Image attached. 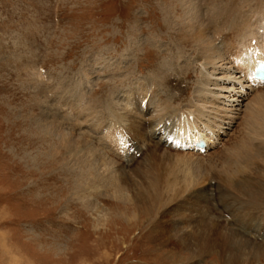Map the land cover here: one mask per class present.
<instances>
[{"label":"rangeland","instance_id":"obj_1","mask_svg":"<svg viewBox=\"0 0 264 264\" xmlns=\"http://www.w3.org/2000/svg\"><path fill=\"white\" fill-rule=\"evenodd\" d=\"M195 1L219 47L264 12V0ZM186 14L180 0H0V264H264V162L234 187L221 159L257 91L200 156L152 137L160 101L174 115L206 86ZM60 132L77 160L59 156ZM89 145L94 174L80 166ZM158 179L162 198L147 201Z\"/></svg>","mask_w":264,"mask_h":264},{"label":"bare ground","instance_id":"obj_2","mask_svg":"<svg viewBox=\"0 0 264 264\" xmlns=\"http://www.w3.org/2000/svg\"><path fill=\"white\" fill-rule=\"evenodd\" d=\"M195 2V0H180L182 7L186 8L187 10V14L182 20L184 22V24L182 25L183 27H181L180 30H186L188 35H190L189 37H193V42H195L194 47L196 46L195 50L199 52V57L203 58L204 63L207 65V67H209V70L206 69V71L208 70L209 73L205 72V74H202L201 77L203 78V83L206 86L202 85L201 88H198V96H195L193 98V108L189 110L180 108L179 112L177 110L173 113L174 115H172V112L169 110L171 108L170 105L172 101H160V113L158 111L157 112L161 115L160 118L161 120H163V123L161 125V121L159 119L156 121L160 122V125L158 123L154 124L155 128L153 129V136H151L154 139H158L162 134L164 135V137L159 140L160 144L162 146H165V148H173L177 150L189 149V151H187L186 153L192 155L195 152L196 156H200L201 151L196 148V143L199 140L204 139L207 142L205 151L214 146L223 135L225 127H230L231 125H233L237 121V118L241 116L239 112L240 110L237 109V107H241L242 103L247 99L245 98L246 96H251L249 92L256 90L257 94H254L253 98H251L245 112L240 117V120L242 121H240L238 126H240L241 129H238L237 132L233 133V139H231L232 142L230 144L231 147L226 151L224 157L221 158L224 161V168L227 169V184H232L235 187V184H237L236 181L239 180L243 174L248 178V176H251L250 174L258 171L261 162H264V91H262V89H264V82L254 81L251 76L253 70L255 69V65L259 61L264 60V32H262L264 30V12L259 14L258 18L255 19V24L253 23V25H251L249 22H244L243 25H246H244L245 28L242 30V32H239L236 35H231L230 40L219 47L216 45V43H213L212 41L207 39L208 30L209 28H211V26L210 24L205 22L206 16H204V14L200 12V8ZM262 3L264 4V2ZM171 14V10H167L164 15L167 19L166 22H168L169 25L171 24L169 27L174 28L177 25H175L176 23L174 22V18L171 17ZM207 14L208 13H206V15ZM224 64L227 65L223 68L222 66ZM208 85L211 86V89L208 87ZM248 85H251L252 88L249 89L250 86ZM224 94L225 96H223ZM178 96L180 97V95ZM179 97H175L172 100L174 101ZM220 103H223L224 105L219 106L222 105ZM150 109L151 107L147 106V110ZM131 116L132 113H128L126 115L129 120L132 119ZM46 123L47 122L44 123L46 129L43 126H40L42 129H45V133L47 134V141H50L52 139L53 133L55 134L56 132H59V129L51 122H48V124ZM163 126L165 127L163 128ZM176 127H178V129L174 130L175 132H173V129L172 132L166 131L170 130V128ZM248 130L250 131V133L248 132ZM59 135V156L68 155L71 157L72 155L76 159L73 154H81V151L78 150V143L76 142L77 140H75L73 134L68 135L60 132ZM155 142L158 143V141L156 140ZM255 143H257L258 145H256ZM93 147L89 145L88 151H84L85 154H83L86 156V161L83 160V162H81L83 165H80L87 171H90L91 169L92 173L94 170L90 167V164L92 166V163L95 164V162L99 161V156L97 155L99 152L96 154ZM58 154H56L53 158L57 159ZM102 162L104 163V161ZM68 165H71L70 161L65 162L64 168H66ZM67 170L71 171V168L68 166ZM85 173L82 174L81 172L82 175H86ZM87 174L88 176H91L90 173ZM177 174L180 173L178 172ZM172 175H174V173H172ZM223 175L224 174H222V176ZM254 176L259 175L256 172ZM78 177L79 175L77 176V178ZM98 178L99 177H97V179ZM94 181L95 180H89L88 183H92L95 185L94 187H96L102 181L106 185L115 182L112 177H109V175L105 177L100 176L98 181ZM238 183L240 182L238 181ZM160 185L161 180L158 179L156 186L153 188L156 190L157 196H155V194L153 196L149 195L150 197L147 199V201H150L151 199V201H153L154 199L156 201L157 199L160 200V198H162V195L158 196L159 194H162L160 192ZM75 189H78L86 195L89 187H81L80 184H78ZM239 189H243V187ZM91 204H93L92 201ZM234 235L236 236V234ZM182 238L186 241L189 247H193L197 250L199 249V238L194 237L196 238V240L192 237L189 238L183 236Z\"/></svg>","mask_w":264,"mask_h":264}]
</instances>
